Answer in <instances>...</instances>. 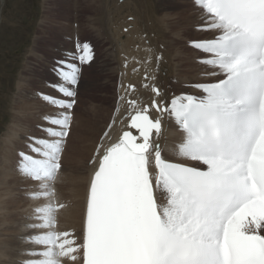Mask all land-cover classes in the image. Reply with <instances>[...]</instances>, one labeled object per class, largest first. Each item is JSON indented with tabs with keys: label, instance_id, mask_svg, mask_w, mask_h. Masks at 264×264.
<instances>
[{
	"label": "rangeland",
	"instance_id": "obj_1",
	"mask_svg": "<svg viewBox=\"0 0 264 264\" xmlns=\"http://www.w3.org/2000/svg\"><path fill=\"white\" fill-rule=\"evenodd\" d=\"M203 7L208 8L206 0H0V145L2 144L0 146V170L5 168L4 170L7 174V183L4 182L5 191H1V195L4 196L9 193L7 189L11 187H14L13 191L21 189L19 192L20 199H18L20 202L17 201L20 205L22 202L25 203L21 205L25 209L23 215L17 216L21 221L19 219L18 222L13 220V217H15L14 211L9 207L7 208L8 210L1 208L0 215L1 213L4 216L8 214L7 218H9L10 222H14L9 225L8 230H15V237L17 233L21 234L22 232L23 237L25 235L34 236L32 244L36 243L35 239L39 234L34 230L39 228L49 230L46 233L47 242L41 244L42 248L40 246L37 248L40 251L32 254L23 252L24 256L34 255V260L41 261L40 257L49 256V251H52L53 246H59L58 243L62 240L58 227L51 225L49 219L51 217V219L53 217L54 219L57 218L53 215L57 210L61 209L59 203L61 200L59 201V199L57 200L54 197L57 195L55 194V188L58 181V171L63 166L58 157L65 143V135L69 129L68 124L71 123L72 110L75 109L78 114L80 113L84 116L86 112H90L95 107L97 109V106L100 105L109 109L116 106L119 101L117 97L119 95L117 94H119L118 91L121 89L119 87H121L120 83L122 82L121 71H119L121 68L118 66L119 49L127 50L126 52L130 55L125 60L128 61L126 63L130 73H133L134 67H139V64L132 62L133 53L146 49L152 53L149 54L153 55V59L150 56V60L154 61L155 66L158 68L155 67V69L150 70L153 71L155 78V80L151 78L150 81L154 83V87L157 89L161 86L158 93H163L161 97H163L162 100L165 103L164 94L167 91L166 87L170 83L165 82L163 78L165 75L163 74L164 67L160 66V68L157 66L160 65L158 55H162L160 49L169 48V51H173L175 54V52L180 51L179 49L191 44L193 40L190 35L196 30L194 13L201 11ZM108 17L112 19H108ZM130 22L135 23L134 27ZM122 23L128 25L124 27ZM110 25H112L111 28H109ZM107 27L108 29H106ZM132 27L134 28L133 30ZM159 31H162L163 37ZM127 32L131 33L128 35ZM229 34H233L232 30H230ZM116 36L119 39L115 38ZM126 37L128 38L126 40L128 44L125 41ZM119 40L120 43L117 42ZM138 40L141 41L139 42ZM116 44L120 45L117 46ZM122 45L126 47L124 46L123 48ZM136 46L142 48L135 50ZM133 47L135 48L134 50ZM159 47L161 48L159 49ZM128 50L131 51V54ZM161 50L163 51V49ZM188 53L184 54L187 63H197L199 65L201 61L197 60L200 59L198 56L201 55V58L207 57L209 64H212V66L201 70L196 67L197 71L192 70L190 72L191 76L194 73H202L197 74L196 77L193 76V78L199 80L201 77V81L205 79L204 88H191L189 86L191 90L180 94H186L190 98L205 102L213 108H219L223 102H229V100L224 98L221 100L215 94L214 83L212 84V82L216 80L215 77H224L232 72L244 69L245 66L238 69L229 67L227 71L222 72L217 67L220 66L221 68L223 65L220 61L225 59L222 56H217H220V53L215 50L214 43L203 44L202 51L196 57ZM188 65L193 69V64ZM157 72L159 75H157ZM144 73H146L145 70ZM142 78H144V75ZM26 79H30L31 83L26 84ZM134 82L137 83V87L140 89L145 87L137 81ZM168 90L170 91V89ZM215 95L220 101L214 102ZM180 101L181 98L179 99ZM127 102L129 101L127 100ZM29 104L33 107L32 111H38L36 112L37 115L33 119H17L18 122L16 124L13 121L14 117H18L22 113L25 115V109ZM89 108L90 110H88ZM161 110H163L162 112L167 111L165 105L161 107ZM173 110L176 113L178 110L177 105L172 106ZM48 115L50 118H47ZM38 121L40 124H38ZM31 123H34V125L28 127L27 124ZM10 125L21 130L27 129V131L20 133V139L16 137L10 144L2 143L3 138L9 134L7 131L11 130ZM164 137L167 141L166 135ZM190 137L193 138L191 135ZM180 144V151L178 150L180 153L184 149L188 150L190 148L189 151L191 153L195 150L183 136ZM43 151H46L48 155H53L54 161L43 162L40 159ZM168 154L169 158L180 160V162H182L181 160L183 162L187 161V163H191L193 166H200L205 170H209V172L222 170L221 167L214 165H202L196 161L193 163V161H189L188 158L179 153H177L178 155L175 154L173 150H170ZM203 154L206 156L205 153ZM203 154L201 156H204ZM47 165L52 168L53 173H50ZM35 167L37 170L38 168H43L50 173L48 179L42 178L49 180L47 184H41L39 179L42 176L40 175L39 177L38 173L30 171L34 170ZM225 167L228 170L234 169L226 165ZM15 176L18 177L16 178ZM1 179L3 178L1 177ZM14 182L16 184L13 185ZM34 199H37V203L34 202L36 201ZM29 200L33 201L34 204ZM27 203L28 205H26ZM190 207L191 211H193L192 205ZM259 214H264V209L261 207L255 209V215ZM42 215L45 218L41 226L38 227V218ZM244 216L248 222L243 225L239 224L235 228L264 236V225H261L256 220H251L249 215ZM0 227H2V224ZM25 230L28 231L26 232ZM30 230L33 231L31 232ZM37 243L36 245L39 244ZM3 257H0V264H5L3 261L9 259L8 257ZM14 259L17 258L15 257ZM55 263L60 264V261L56 262L53 256L47 262V264Z\"/></svg>",
	"mask_w": 264,
	"mask_h": 264
},
{
	"label": "bare ground",
	"instance_id": "obj_2",
	"mask_svg": "<svg viewBox=\"0 0 264 264\" xmlns=\"http://www.w3.org/2000/svg\"><path fill=\"white\" fill-rule=\"evenodd\" d=\"M194 17H195L194 22L196 23V30L193 31L190 35L191 39L193 40L191 44H188L182 49H179L180 51H177L178 50L177 48L176 50L177 52H175V54L173 51H169V48H161L162 46L159 47V49L161 48L163 49V51L160 49V51L162 52V55L161 54L158 55L160 65H157V66L159 67L161 66L162 68L164 67L163 74L165 75L163 78L165 82L170 83L166 87L167 91L164 94L165 103L162 100L163 97H161V94L163 95V93L159 92L157 95L153 93V87L155 85L152 81H150V79L152 78L153 80H155V78H154V74L152 73L153 71H150V70H153V68L155 69L156 64L154 61L150 60L151 55L149 54L151 52L148 49L138 50L143 47L142 45H141L142 47H138L139 46L138 45L136 46L137 47L136 49L134 48L135 46L133 47V50L134 49L138 50L136 51V53L132 54L133 61L131 60V58H129L133 63L139 64V67H134L133 73L129 72L130 70L128 69V65L126 63L128 61H125L128 58L127 56H130L126 52L127 50L123 51L119 49L118 51V58H119L118 66H120L119 68H121V69L119 68L118 69L119 71H121L120 74H121L122 82L120 83L121 87L119 88L121 89L118 91L119 94H117L119 95L117 96L119 101L117 102L116 106L112 105L113 108L110 107L111 109H109L106 106L100 105V106H97L98 107L97 109H95L96 108L95 107L90 112H86L84 116H82L80 113L78 114V111H76L75 109L72 110L71 117H70L71 123L68 124L69 129L67 130V134L65 135V139H64L65 143L58 157L60 163L62 162L63 166H62V169L58 171V178H57L58 181L56 182L57 184L55 183L56 188L54 187L55 194H57L54 197L57 200L59 199V201L61 200V202H59L61 209L57 210L56 213L53 215V216H56L57 218L54 219L53 217V219H51L52 218L51 217L49 219V223L51 225L58 227V232L60 236L62 237V240H60V242L58 243L59 246H53L52 251L51 250L49 251L50 252L49 256L47 255L46 257L45 256L40 257L41 261L34 260L33 259L34 255L24 256L23 252L24 253L29 252V254H32L34 252L40 251L37 248L39 246L41 247L42 246L41 244L47 242L46 233L49 230L42 229V228L34 230V231H37V233H39L38 237L35 239L36 243L38 242L39 244L38 243H37L38 245H36V243L32 244L34 240V236L32 237L29 235H25L23 237L22 235L23 232H22L21 234L17 233L16 234L17 236L15 237L16 231L13 229L8 230L9 225L14 222L12 221L10 222L9 218H7L8 214L5 215L6 216L5 217L3 213H1L0 225L2 224V227H0V257L4 256V257L9 258L7 260L3 259L4 260L3 262L5 264H44V263L47 264L48 260L52 256L54 257L56 262L60 261V264H83L84 252L86 251L85 246H84L85 231H86V228L94 230V226L91 223L87 222L88 198L93 193V188H94L98 168H100V166L103 165L105 159L111 153L113 154L118 151L120 147V135L122 134V132L129 130L131 133L136 135V132L128 126V122H129L130 117L133 114L142 113V112L148 113V115L150 116L152 120H158L160 122L159 129L157 131H153L151 133V138L148 139L150 146L145 155V158H146L145 164H146L147 171H148V174L151 180L152 198L154 201L155 208L157 209L159 213L161 222L170 232L174 234H177L180 236H188L190 238L195 239L196 241L204 240V238L201 236L202 232L201 230H199V227L203 226L204 224L203 220L198 217V215L196 214L194 210V207H193V211H191L190 201L186 199V197L176 187H174L168 179H166V177L163 174V169H164L163 163H166V162L180 163V164L182 163L191 168L209 172V170H205L204 168H201L200 166H197V165L193 166L191 165V163H187V161L183 162V160H181L182 162H180V160L178 161L176 159L169 158L168 153L170 150H173L175 154L179 153L180 155L188 158L189 161L191 162L193 161V163L196 161L198 162V164L214 165V166H218L222 168V170H218V172H213V173H226L228 171H232V170L226 169L225 165L220 164L214 158L205 156L203 154V153H206L205 150H203L201 145L196 140L191 138L190 135L183 128L182 116L184 112L191 109L188 106L190 102H198L206 106H209V104L193 99V98H190L186 94H180V93L182 92L186 93L187 90H191L189 86H191V88L197 87L199 89L205 87V82H206L205 79H204L205 81L204 82L203 79L202 81L200 80L201 77L199 80L193 78V76L196 77L197 74H200L201 72L194 73L193 76L190 75V72H192V70L197 71L196 67H198V69L201 70V69H207L210 66H212V64L211 65L209 64L208 62L209 59L207 57L201 58V55L198 56L200 51H202L203 49V44H207V43L213 44L214 43V47L216 45H222L225 43V41L228 38H230L234 34H238L239 32L234 33V34H229L230 30H232L233 28L225 24L220 19L216 18L215 15L211 13V10L208 9L207 7L206 8L203 7L201 8V11L199 12L197 11V13H194ZM109 18L111 17H108V19ZM0 20H1V16H0ZM131 23L132 22H130V24ZM123 24L124 23H122V25ZM134 24L132 23L133 27H134ZM112 25L108 27L111 28ZM127 25L124 24V27ZM108 27L106 29H108ZM133 27H132V30L134 29ZM118 29H119V26H118ZM114 30L112 31L114 32ZM132 30L131 32H133ZM159 32L161 33L162 31H159ZM115 33H116V30H115ZM160 35H162V33ZM117 36L115 38H117ZM130 38H134V37L131 36ZM127 39L128 38L126 37L125 41ZM117 42L120 43V40ZM122 46L124 48L125 45H122ZM149 48L151 49V47ZM128 52L130 53L131 51L128 50ZM185 53L192 54L194 57L198 56L200 59L197 61H201L199 65H197V63H190V62L187 63V60L185 59L186 57L184 56ZM212 54L216 55L215 53H212ZM217 56L218 57L222 56V58L225 59L223 61H220V63L223 66L221 68L220 66L217 67L218 69H221L222 72L227 71L229 67L238 69L245 65V64H238L235 62H231L229 60L227 61V57L224 54H220V56L219 55ZM156 62L158 61L156 60ZM188 64H193L194 65L193 69L190 68ZM176 67H178V69H176ZM144 70L146 71V73H144ZM174 70L176 71V73ZM241 70L232 72L231 74L226 75L224 77H220V78L215 77L216 80L212 82V84L214 83L213 88H214L215 94L222 96L221 94H219L216 88L217 85L222 83L224 80H226L230 76L240 72ZM143 75H144V78H142ZM157 75H159V73ZM30 81H31L30 79L25 80L26 84L31 83ZM134 81H137L139 84L145 87L140 89L139 87H137V83ZM147 82L149 83L151 87L150 86L148 87ZM172 82H175V83H172ZM132 83L135 84L136 86L133 85ZM130 85L132 87H129ZM160 88H158V90ZM162 89H164V87H162ZM168 89H170V91ZM43 92H46V91H43ZM215 96H214V102L220 101V99L217 96L216 97ZM180 98H181V101L179 102ZM127 100L129 102H127ZM152 101L156 102L158 106V110L152 107L151 105ZM230 103H234V102H227V101L223 102V104H230ZM164 105L167 108V111L162 112L163 110H161V107L162 106L164 107ZM174 105H177L178 110L176 111V113H174V110L172 111V106ZM29 108L31 109V111ZM34 108L36 107L34 106ZM32 109L33 107L31 106V104H29L28 107L25 109L26 110L25 115L22 113V115L24 116L19 115L18 116L19 118L15 116L13 121L16 123L18 122L17 119H26V118L33 119L37 115L36 112L38 111L34 112L32 111ZM88 110H90V108ZM47 118H50V116L48 115ZM35 122L37 123V121ZM38 124H40L39 121H38ZM30 125L32 126L34 125V123L27 124L28 127H31ZM10 128L11 130L8 128L9 130L7 131L9 132V134H7L3 138L2 143L4 142L6 144H10L11 142L14 141L16 137L20 139V133L27 131V129L21 130L16 127H13V125L12 126L10 125ZM164 135H166L167 141ZM182 136L186 141H189L192 148L195 149L192 153L191 151H189L190 148L188 150L184 149L182 153L179 152L180 151L179 144L181 142ZM136 141L141 142V138L137 137ZM259 146L264 149V139L262 140V142L259 143ZM166 154H168L167 155L168 157L166 156ZM201 154H203L204 156H201ZM40 159L43 162H46V161H54L55 158L53 155H48L46 151H43L41 152ZM38 165H41V164H38ZM4 169L0 170V212H1V208L7 209L9 207L10 209L14 211L15 217H13V220L18 222L19 218L17 216L19 217L22 216L25 211V209L21 205L25 203L22 202L21 205L19 204L20 201L18 199H20L19 192L21 189L19 191H16V189L13 191L12 189L14 187L12 188L10 186L11 188L7 189L9 190V193H7L4 196L1 195V191H5L4 182L7 183L6 181L7 174L5 173ZM48 170L50 171V173L54 172L50 166H48ZM30 171H32L33 173L36 172L38 174L40 172L37 170L36 167L34 170H30ZM11 176L13 177V175ZM1 177L3 179H1ZM39 177H40V174H39ZM15 182L13 183V185L16 184ZM39 182L41 184H47L49 180H46V179L44 180L40 177ZM22 183L24 184V182ZM96 197L99 198L100 195L97 194ZM34 200H36L34 202L37 203V199H34ZM30 202L32 203L33 201H30ZM34 202L32 204H34ZM28 203L26 205H28ZM258 207H261L264 209V205H262L260 202H257V201H253L248 206L249 217L251 220H256L261 225H264V214L255 215V209ZM44 218L45 217L43 215L38 218V222H37L38 227L41 226V223L43 222ZM19 221L21 220L19 219ZM97 222L98 221H96V224ZM247 222L248 221L245 218V216L243 214H239L238 217L236 218L232 217L229 220L228 226L231 227L230 228L231 231L239 233V234H246V235L255 234L253 232L242 231L240 229L235 228L239 224L243 225ZM100 224L101 225H100L99 232L109 231L108 227L103 226L102 223ZM260 236L264 239L263 235H260ZM24 241H27V242L24 243ZM15 257L17 259H14Z\"/></svg>",
	"mask_w": 264,
	"mask_h": 264
},
{
	"label": "water",
	"instance_id": "obj_3",
	"mask_svg": "<svg viewBox=\"0 0 264 264\" xmlns=\"http://www.w3.org/2000/svg\"><path fill=\"white\" fill-rule=\"evenodd\" d=\"M129 87H132L131 85ZM153 92L158 94V89L153 87ZM152 107L158 110V106L155 101L151 103ZM128 126L132 128L136 135L140 136L142 142H140V146L146 148L148 146V138L150 137V133L154 129H158L159 122L152 121L146 112L142 113H135L133 114L128 122ZM136 135L131 133L129 130L122 132L120 135V142L124 143L125 141H132L134 142L136 139Z\"/></svg>",
	"mask_w": 264,
	"mask_h": 264
}]
</instances>
